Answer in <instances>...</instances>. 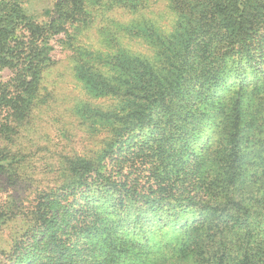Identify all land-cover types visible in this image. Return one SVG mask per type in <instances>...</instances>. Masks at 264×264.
Masks as SVG:
<instances>
[{
  "label": "trees",
  "instance_id": "16d2710c",
  "mask_svg": "<svg viewBox=\"0 0 264 264\" xmlns=\"http://www.w3.org/2000/svg\"><path fill=\"white\" fill-rule=\"evenodd\" d=\"M153 2L57 0L40 24L23 0H0V73H12L0 83V180L14 177L9 130L36 93L51 36L76 38L122 11L133 17L107 34L151 50L121 47L105 75L92 71L116 100L94 115L105 155L41 192L5 264H120L148 235L149 262L162 251L179 253L163 264H264V0H168V31L142 14ZM13 215L0 210V226Z\"/></svg>",
  "mask_w": 264,
  "mask_h": 264
},
{
  "label": "rangeland",
  "instance_id": "374dc122",
  "mask_svg": "<svg viewBox=\"0 0 264 264\" xmlns=\"http://www.w3.org/2000/svg\"><path fill=\"white\" fill-rule=\"evenodd\" d=\"M56 2L23 0V7L33 21L48 23ZM167 6L168 0H154L142 14L168 31L173 15ZM132 17L122 11L107 12L105 15L106 19L122 24L129 23ZM110 21L96 18L76 38L55 35L49 39V61L39 76L36 93L28 99L17 125L9 130L16 170L13 179L0 180V210H15L16 215L7 218L0 226V264H5L13 246L32 224L31 210L41 192L59 188L60 184L71 180L74 166H81L87 160L98 163L105 155L106 130L103 120L94 115L111 110L116 100L100 93V87H93L90 74L96 71L105 75L112 63L108 62L107 56L111 58L113 54H118L121 47L131 53H151L148 46L135 37L121 36L118 42L109 36L105 26L113 33L116 30L110 26ZM67 31L71 35L74 33L71 28ZM79 52H82L81 57ZM111 72L114 73L115 69L112 68ZM11 76L9 70H3L0 83ZM0 122H5L3 114H0ZM167 231L164 235L178 251L171 240L172 233ZM138 241L144 243V247L136 248L128 260L120 256L123 261L120 264H163L179 256V253L171 252L169 255L160 251L151 255L152 261L149 262V235L148 242L142 238Z\"/></svg>",
  "mask_w": 264,
  "mask_h": 264
}]
</instances>
